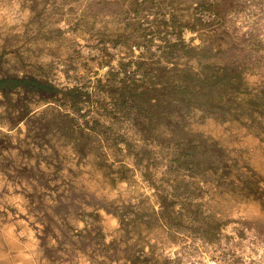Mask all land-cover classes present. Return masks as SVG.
<instances>
[{
    "label": "rangeland",
    "instance_id": "rangeland-1",
    "mask_svg": "<svg viewBox=\"0 0 264 264\" xmlns=\"http://www.w3.org/2000/svg\"><path fill=\"white\" fill-rule=\"evenodd\" d=\"M220 66L241 91L149 130L116 90ZM4 74L88 95L0 90V264H264V0H0Z\"/></svg>",
    "mask_w": 264,
    "mask_h": 264
},
{
    "label": "trees",
    "instance_id": "trees-1",
    "mask_svg": "<svg viewBox=\"0 0 264 264\" xmlns=\"http://www.w3.org/2000/svg\"><path fill=\"white\" fill-rule=\"evenodd\" d=\"M160 77L159 74L155 75ZM189 79L183 83L164 82L161 80L146 83L137 82L135 79L130 83H124L120 88L123 104L127 101L136 108L137 121L143 129H151L161 119H170L173 113H183L193 105L206 107V99L213 90L241 91L244 80L240 72L231 71L227 66L218 67L213 73L199 76L198 74H189ZM18 86L26 90H37L47 92L63 91L68 97L72 106H78L80 102L86 101L85 96L88 93L78 87H71L62 90L56 84L49 80H42L32 75H0V90L4 92L12 91ZM246 87V86H245ZM132 97H135L132 100ZM170 121V120H169ZM184 144L182 145V154L187 158L185 165L197 166L199 162L206 161L211 163L218 161L227 169L229 164L225 157V150L214 141H208L201 133L185 132ZM182 163V164H183ZM190 166V167H191ZM225 171L221 173V176ZM247 179H244L245 184Z\"/></svg>",
    "mask_w": 264,
    "mask_h": 264
},
{
    "label": "bare ground",
    "instance_id": "bare-ground-1",
    "mask_svg": "<svg viewBox=\"0 0 264 264\" xmlns=\"http://www.w3.org/2000/svg\"><path fill=\"white\" fill-rule=\"evenodd\" d=\"M23 254V253H22ZM5 256V255H4ZM24 257V256H23ZM1 258H2V256H1ZM5 259V258H4Z\"/></svg>",
    "mask_w": 264,
    "mask_h": 264
}]
</instances>
